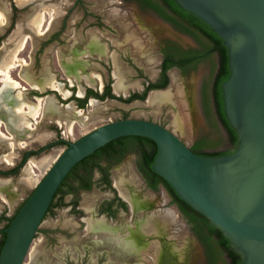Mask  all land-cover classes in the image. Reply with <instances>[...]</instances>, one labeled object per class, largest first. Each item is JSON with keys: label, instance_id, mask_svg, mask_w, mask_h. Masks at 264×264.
<instances>
[{"label": "rangeland", "instance_id": "374dc122", "mask_svg": "<svg viewBox=\"0 0 264 264\" xmlns=\"http://www.w3.org/2000/svg\"><path fill=\"white\" fill-rule=\"evenodd\" d=\"M14 6L21 11L14 13ZM0 12L5 16L2 19L4 25H0V74L12 63L13 68L9 69V72L24 87L23 93L30 102L36 103L37 97H41L45 103L48 98V101L58 108V112L45 110L39 119L30 120L31 129H25L29 132V138L24 144H19L16 138L9 139L10 133L5 127L2 128L5 135L3 142L0 141V171H10L19 165L27 149H41L59 139L75 141L100 125L122 119L124 114H128L129 118L153 120L165 126L189 147L194 144L196 138L207 132L198 107L197 86L203 73L212 78L216 56L185 77L180 75L177 69H173L170 72L171 83L166 92L170 97L156 105L149 104L148 100L130 104L106 100L97 101L96 108L87 105L80 109L74 99L79 97L80 93L83 94L89 84L84 80L77 81L69 77L64 72L63 64L72 60L75 52L86 50L93 37L107 46L108 52L85 55L83 59L87 66L83 74L92 75L94 82L89 86L98 89L100 81L113 85V77L115 78L117 73L123 80L124 91L113 90L120 96L122 93L127 96L132 91H142L146 78H157L161 61L157 48L160 39L168 37L179 41L185 47H194L190 39L140 11L134 4L123 0H0ZM3 78L1 75L0 81ZM49 78H54L62 85V92L45 87ZM34 84H39L44 90H39L41 93L35 91ZM1 85L2 82L0 87ZM191 88L194 90L197 109L194 113L188 106V91ZM68 91L70 94L66 98L65 93ZM77 109L82 110L83 115L69 131L68 119L75 118L73 111ZM212 139H215L216 145L207 148V151L231 148L222 129ZM65 148V145H56L30 157L17 175L0 176V187L6 185L15 194L13 201L7 204L1 199L0 192V201L7 205L2 207L0 203V212L6 211L7 214L13 215ZM133 161L132 157H127L122 165L112 171L114 184L117 180L122 181L128 194H132V191L139 195L147 194L143 193L145 184L135 172ZM103 194L112 193L104 191V188H94L90 192L81 193L78 207L81 215H74L71 207L58 209L55 215H49L32 243L25 264L141 263L143 260L132 256L136 254L127 252L101 234L89 232L86 223L80 219L79 216L84 220L89 216L87 207H91L95 214L94 209L98 202L106 197ZM154 195L159 202V212L169 215L170 218L165 234L169 243L175 249L169 232L173 220L172 235L178 247H182L183 251L187 249L189 264L191 257L196 256V251L200 253V248L196 246L189 227L183 224L165 192L161 190ZM70 199L67 197L66 201L69 202ZM129 209L128 206L126 213L120 212L117 222L121 225L130 223ZM153 251L145 254L146 259L152 262L157 254ZM174 251L176 252V249ZM171 255L169 263L176 264V253ZM203 262L205 264V261Z\"/></svg>", "mask_w": 264, "mask_h": 264}, {"label": "water", "instance_id": "95a60500", "mask_svg": "<svg viewBox=\"0 0 264 264\" xmlns=\"http://www.w3.org/2000/svg\"><path fill=\"white\" fill-rule=\"evenodd\" d=\"M174 1L206 23L227 49L229 76L222 83V94L226 118L237 134L236 146L230 154L203 156L192 152L168 128L139 118L105 123L72 142L54 141L38 152L62 142L67 146L9 227L0 230L7 235L0 264H25L66 176L80 161L126 136L155 142L153 171L182 201L219 228L230 249L240 254V264H264V0ZM29 157L30 152L26 161ZM195 244L204 264V251Z\"/></svg>", "mask_w": 264, "mask_h": 264}, {"label": "trees", "instance_id": "16d2710c", "mask_svg": "<svg viewBox=\"0 0 264 264\" xmlns=\"http://www.w3.org/2000/svg\"><path fill=\"white\" fill-rule=\"evenodd\" d=\"M136 1L140 2L144 9H152L157 12V14H159L167 22L171 23L179 32L193 37L199 44L200 49L182 51L181 49L176 50V48L171 51H164L165 60L162 63L158 81L149 84L142 93H133L130 97L126 99L119 98V100L125 103L132 102L133 100L144 101L147 99L150 91L167 88L169 85L168 71L171 68L180 67L183 72L186 73L189 68H192L193 66L195 67V65L192 64L195 59L202 57L200 58L202 60L207 57L210 58L211 56H216V66L211 82L212 107L215 110L219 128L225 132L228 144L231 147H235L237 144V134L231 127L224 112L222 83L225 82L229 76V59L227 49L223 47L221 38L214 33L206 23L198 19L193 14L181 9L174 0H158L160 5L154 4V6L150 5V0ZM13 10L16 14L21 11L15 6L13 7ZM107 96L114 97L110 91V86H106L102 94H99L91 88H86V97L84 99H74L80 103V107H83L87 103V99L90 97L104 100ZM128 140L139 143L142 147H144V150L146 151V153H144V158H146L144 164L148 166V169H146L147 171L144 172L149 178L152 188L155 190L160 187L165 188L171 197V203L178 206L181 214L191 226V230L198 235L201 243L203 244L206 264H218V259L212 251L214 247L218 250L220 257H224L222 264H240L242 262L240 254L234 253L230 249V241L222 234L219 228L212 226L203 215L182 201L174 189L161 176L153 171L151 166L157 153V146L152 140L144 137L129 136L111 141L104 147L97 150L94 154L86 157L75 165L58 188L45 218L48 214H54V209L69 206L68 203L64 202V198L68 194L76 193L79 188H83L85 190H90L92 188L91 178L95 168L99 166V161L96 159L97 154H100L104 149L115 146L119 142H128ZM59 145L67 146L65 142L60 143ZM214 145H216L215 139L205 137L197 142L193 147H190V149L192 152L203 156H219L231 153L230 151L223 152L206 150L207 148H212ZM100 171L102 172L101 179L99 180L100 186L106 184L107 188H111L113 192H116L112 188L108 172L104 169H100ZM150 175L154 177V182L151 181ZM75 182H78L79 185L76 186ZM29 196L20 204L12 217L6 218L3 215L0 216V222L6 221L4 228L9 227L12 219L16 216ZM73 204L76 206L78 203L76 201ZM6 236V234H2L0 240V252L5 243Z\"/></svg>", "mask_w": 264, "mask_h": 264}, {"label": "bare ground", "instance_id": "6f19581e", "mask_svg": "<svg viewBox=\"0 0 264 264\" xmlns=\"http://www.w3.org/2000/svg\"><path fill=\"white\" fill-rule=\"evenodd\" d=\"M4 18L5 16L0 12V25H4L2 20ZM106 52L107 49L105 45L97 38L93 37L86 50L76 53L72 60L63 64L64 72L77 81L84 80L87 84L91 85L94 82L93 76L83 74V71L87 66L83 57L85 55L93 54L100 55ZM11 68H13L12 63L7 66V69L3 74H0V76L3 75L4 77L0 87V141L3 142L5 134L3 133L2 128L5 127L11 135L9 139L16 138L19 144H24L29 138V132H26L25 129H31L30 120L34 121L39 119L45 110L52 113L58 112V108L53 106L48 101V98L45 103H43L44 99L41 97H37L36 103L30 102L23 93L24 87L11 76L9 72V69ZM116 72H118V70ZM96 78L99 79V76L97 75ZM122 82V78L116 73L114 84L115 91H124ZM45 87L62 92V85L54 78L47 79ZM33 88L44 90L39 84H34ZM69 94V91L65 93V97L68 98ZM80 95H82V93H80ZM169 97V93H161L160 91L153 92L148 98V103L156 105ZM89 106L96 108V100H91ZM73 113L75 118L68 119L67 122L69 131L72 130L76 120L83 115L82 110L80 109L74 110ZM70 116L72 117L73 115ZM29 166H32V164H29ZM114 185L130 206V223L127 225H111L104 218H97L93 213L92 208L87 207L86 212L89 216L85 218L86 229L96 235L101 234L109 238L129 253L143 257V261L139 264H168L169 256L175 254L174 247L169 243L168 238L165 235L168 221L170 220L169 215L159 212V202L153 196L148 194L139 195L137 192L133 191L132 194H128L123 186V182L119 180H117ZM0 192L1 198L5 203L10 204L13 201L15 194L10 188H8V186L5 185L0 187ZM152 251L157 253L155 261L153 260V262L146 259L145 256V254H150ZM197 257L198 253H196L195 257H191L189 264L192 260H194V264H196Z\"/></svg>", "mask_w": 264, "mask_h": 264}, {"label": "flooded vegetation", "instance_id": "af4514ba", "mask_svg": "<svg viewBox=\"0 0 264 264\" xmlns=\"http://www.w3.org/2000/svg\"><path fill=\"white\" fill-rule=\"evenodd\" d=\"M125 2H129V3H132L134 4L140 11H143L144 13L148 14L149 16H151L152 18L156 19L157 21H159L160 23H162L163 25H166L167 27H169L170 29H172L173 31H175L176 33H178L179 35L181 36H184V37H187L188 39H190L193 43H194V47H185L183 46L179 41L177 40H174L172 38H168V37H164L162 39H160L158 41V51H159V54L161 56V61H160V65H159V73H158V76L156 79L152 80V79H148L146 78L144 83H143V90L142 91H132L130 92L127 96L124 95V93H122V95H118L117 93H115V91L113 90L114 89V84L112 85V83H105L103 84L102 81H100V85L98 87V89H94L93 87H90L88 85L87 88H91L93 90H95L96 92H98L99 94H102L106 88V86H110V91L111 93L114 95V97H111V96H107L104 100H99L97 98V100L101 101V102H104L106 100H118L122 103H125L121 100H119V98H122V99H126L128 97L131 96V94L133 93H142L145 91V88L151 84V83H155L158 81L159 79V76H160V73H161V66H162V63L164 62L165 60V52L164 51H171L173 49H181L182 51H190V50H194V49H200V46L199 44L197 43V41L187 35V34H183L182 32H179L178 30H176L173 25L169 22H167L166 20H164L159 14H157V12H155L154 10L152 9H144L142 7V5L140 4V2L136 1V0H123ZM80 2V1H79ZM150 5L154 6V4H157V5H160L159 1L158 0H150ZM14 12V10H13ZM90 42V41H89ZM103 44V43H102ZM175 44V45H173ZM88 45V44H87ZM106 49H107V52H108V47L105 46ZM85 49V48H84ZM83 49V50H84ZM20 50V49H19ZM83 52V51H82ZM76 53H80V52H75V55ZM105 54V53H104ZM95 55V54H93ZM104 56V55H103ZM75 57V56H74ZM213 57V56H211ZM210 57V58H211ZM202 58V57H200ZM195 59L192 64L195 65V67L193 66L192 68H189L188 71L185 73L183 72L182 68L180 67H173L171 68L169 71H168V76H169V85L171 83V76H170V72L173 70V69H177L178 72L180 73V75L182 76H187V74L189 73H192V72H195L197 70V68L206 63V61L210 58H204V59ZM87 59V58H86ZM191 64V65H192ZM87 72V71H86ZM89 73V72H88ZM113 79H115L113 77ZM99 80V79H98ZM2 82V81H0ZM211 82H212V78L210 79L208 76L205 75V73L202 74V76L200 77L199 81H198V86H197V100H198V107H199V111H200V115L202 117V121H203V125L206 129V133L203 135V136H200L198 138H196L194 140V144L190 147H193L197 142H199L201 139L205 138V137H209V138H212L216 135L219 134V125H218V121H217V117L215 115V110L213 109L212 107V98H211ZM85 83V82H84ZM87 85V84H86ZM168 85V86H169ZM167 86V88H168ZM167 88L166 89H161V90H153V91H150L149 95L155 91H167ZM49 89V88H47ZM35 91H38L40 92L39 90L37 89H34ZM52 90V89H50ZM41 93V92H40ZM85 93V94H84ZM82 95H79V97H77L78 99H84L86 97V89H85V92H84ZM149 95L147 97L146 100L144 101H141V100H133L132 102H128V103H125V104H130V103H133V102H136V101H141V102H145L148 100L149 98ZM94 97H90L87 99V103L83 106V107H80V103H78L77 101V104L78 106L80 107V109H84L87 105L89 106L90 105V101L91 100H95V99H92ZM96 100V102H97ZM89 101V102H88ZM89 103V104H88ZM194 108L193 110H190L191 112L193 111H196V104H195V100H194V104H193ZM194 113V112H193ZM126 118H129L128 114H124L123 118L122 119H126ZM146 120V119H144ZM149 121H153V120H149ZM154 122V121H153ZM161 125V124H160ZM163 126V125H162ZM165 127V126H164ZM126 137H129V136H126ZM138 137H141V136H138ZM122 138V137H121ZM145 138V137H144ZM148 139V138H147ZM60 140V139H59ZM64 140V139H63ZM66 141V140H65ZM114 141V140H113ZM69 142V141H68ZM154 142V141H153ZM63 143V142H62ZM66 143V142H65ZM155 143V142H154ZM50 144V143H49ZM60 144V143H59ZM57 144V145H59ZM67 144V143H66ZM45 147V146H44ZM42 147L41 149H27L24 153V157L21 161V163L15 167H13L10 171H0V176H4V177H12L13 175H17L19 173V171L26 165L27 161L30 159V157H33L34 155L36 154H41L40 152L38 151H41L43 150ZM55 147V146H53ZM51 147V148H53ZM51 148H48V149H51ZM234 147H231L227 150H221L223 152H226V151H230L232 152ZM47 149V150H48ZM46 150V151H47ZM30 152V157L29 159L26 161V155L27 153ZM45 152V151H44ZM148 152V151H147ZM43 153V152H42ZM144 153H146V151L144 150V147H142L139 143H136V142H133L132 140L128 142H123V143H117L115 146H112L110 148H107V149H104L100 154H97L96 156V159L99 161V166H97V168H95V171L93 173V176L91 178V182H92V188L90 190H85L83 188H79L78 191L76 193H72V194H68L67 196H65L64 198V202L65 203H68L69 206L67 207H71L73 209V214L74 215H81V211L78 210V207H79V203H80V196H81V193H85V192H90L91 190H93L94 188H104V191H109L111 192L112 194H103V196H106L104 197L103 199H101L98 204H97V207L94 209V212H95V216L97 218H104L108 223H111L112 224H121V223H118V216L120 214V212H123V213H126L127 210H128V202L120 195L119 191L117 190V188L115 187L114 185V178H112V171L117 168L118 166L122 165L125 161V159L127 157H132L134 159L133 161V167H134V170L135 172L139 175L140 179L144 182L145 184V187L142 189L143 190V193H147L148 195H151V196H156L154 195L155 193L159 192V191H163L165 192V194L167 195V197L169 198L170 200V203H171V197L169 196V194L167 193V191L165 190V188L163 187H160L159 189L155 190L154 188H152L151 186V183H150V180L149 178L147 177V175L145 174L144 171H147L146 169H148V166L144 164L146 158H144ZM156 156V155H155ZM155 158V157H154ZM154 162V160H153ZM153 165V164H152ZM152 167V166H151ZM100 169H104L108 172L109 174V179L111 180V185H112V188L116 191V192H113V190L111 188H107V185L104 184V185H101L100 186V182L99 180L101 179V176H102V172L100 171ZM133 176V175H131ZM129 176V177H131ZM128 177V178H129ZM134 177V176H133ZM150 178H151V181L154 182V177H152L150 175ZM136 179V178H135ZM137 181V180H136ZM75 185L78 186V182H75ZM118 191V192H117ZM119 193V195H118ZM108 196V197H107ZM67 197H70V201L67 202L66 201V198ZM2 199V198H1ZM3 200V199H2ZM4 201V200H3ZM77 201V205L74 206V202ZM163 201V200H162ZM5 202V201H4ZM0 203L2 204V207L6 204H4L2 201H0ZM0 204V206H1ZM172 204V203H171ZM175 206L177 212L179 213L180 217H181V221H183V224L187 227H189V231L193 237V239L195 240V242H197L198 244L201 245L202 247V250L204 251V248H203V244L201 243L199 237L197 234H195V232H193L191 230V226L188 224L187 220L184 218V216L181 214L179 208L177 205L175 204H172ZM7 206V205H6ZM20 206V205H19ZM18 206V207H19ZM163 206V204H162ZM17 207V208H18ZM16 208V210H17ZM65 207H62V208H56L54 209V214H48L49 215H55V212L56 210L58 209H63ZM130 208V206H129ZM162 209V208H161ZM15 210V211H16ZM14 211V213H15ZM163 211H165L163 209ZM13 213V215H14ZM4 216L6 218H10L12 217L13 215H9L6 213V211H3V212H0V216ZM47 216V217H48ZM129 216H130V219H131V210L129 209ZM46 217V218H47ZM80 219L85 223V220L83 219L82 216H79ZM44 218V220L46 219ZM44 222V221H43ZM6 221H1L0 222V230H4L6 228H4V225H5ZM172 228H173V220H172V223L170 225V234L173 238L172 240V243H174V246H175V249H176V255H177V260L175 261L176 264H187V249L183 251L182 247H178L176 244V239L175 237L172 235ZM40 231V229H39ZM39 233V232H38ZM2 234H5V233H0V240H1V237H2ZM106 239V238H105ZM193 247V246H192ZM195 249H192V252L194 251ZM214 252V255L215 257H217L218 259V264H222L223 261H224V257H220L219 255V252L218 250L216 249V247L213 248L212 250ZM191 252V253H192ZM133 257H137L138 260H143L142 257L140 256H137V255H132ZM144 256V255H143ZM204 256H205V253H204ZM149 257V256H148ZM193 257V256H192ZM221 259V260H220ZM220 260V261H219ZM205 264H206V257H205Z\"/></svg>", "mask_w": 264, "mask_h": 264}, {"label": "crops", "instance_id": "0c3cea01", "mask_svg": "<svg viewBox=\"0 0 264 264\" xmlns=\"http://www.w3.org/2000/svg\"><path fill=\"white\" fill-rule=\"evenodd\" d=\"M22 0H19V2H21ZM155 92H159V91H155ZM161 93H166L168 91H160ZM188 106H189V109L190 110H193L194 106V90L193 88H191L189 91H188ZM196 264H201V261H200V258H199V255L197 257V262Z\"/></svg>", "mask_w": 264, "mask_h": 264}]
</instances>
